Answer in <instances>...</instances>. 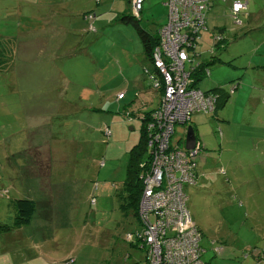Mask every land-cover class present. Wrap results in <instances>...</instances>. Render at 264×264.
Here are the masks:
<instances>
[{
  "label": "rangeland",
  "instance_id": "obj_1",
  "mask_svg": "<svg viewBox=\"0 0 264 264\" xmlns=\"http://www.w3.org/2000/svg\"><path fill=\"white\" fill-rule=\"evenodd\" d=\"M151 1L144 5L140 18L137 16L139 19L136 20L139 27L154 31L161 21L163 9L157 6V0ZM231 1L210 0L212 10L207 16V30L200 32L196 43L202 58L209 61L214 59L215 62L203 67L204 70L209 68L210 74L200 78L196 85L202 91L223 84L231 92L239 82L240 87L216 109L214 116L198 113L203 118L199 128L201 152L205 145V159L201 163L207 181L214 188L206 191L186 187V206L201 233L200 246L204 250L202 260L205 263L264 264V260L256 257L260 249L264 254V8L258 9L261 2L253 4L249 0L247 4L246 1V17L240 15L243 24L236 26L229 12ZM54 3L61 5L60 0ZM125 5V0H116L117 8ZM89 13L92 11L83 12L81 17ZM125 14L133 15L131 7L130 10L126 8ZM44 17L49 25L59 20L57 16ZM118 18L114 20V37L112 28L105 33L99 28L93 31L89 30V26L87 28L86 21H77L71 38L79 35L83 42L82 50L87 53L80 52L70 63L67 58L55 63L74 78L69 86L72 93H69L77 104L85 102H82L80 93L95 88L97 80L94 73L99 68V62H104L108 56L114 59V53L125 45L132 52L139 51L140 39L136 29ZM94 25L97 26L96 23ZM215 26L223 29L224 40L215 45L210 53L213 44L207 42V33H213ZM6 44L10 45L12 41ZM101 58H104L103 61H100ZM159 96L157 93L156 100L160 99ZM109 98H115L114 92ZM89 114L87 124L75 125L73 135L77 142L70 147L67 167V175L73 186L70 207L53 208L62 214L61 228L52 233L47 244L53 246L62 243L56 250L65 252L63 257L74 260L70 263L60 261L58 264H144L145 248L134 250L129 247L130 241L126 240L127 234H133L140 228L139 221L130 212L125 213L119 208L121 201L118 197L125 177L128 153L140 139L141 123L136 119L131 121L130 117L126 122L122 115L121 118L114 117L111 123V114L102 111ZM116 114L114 112V116ZM84 116H88V113L85 112ZM104 124L109 125L112 132L109 137L103 132ZM185 125V122L174 124L176 133L172 141L182 138L179 146L187 150L183 142ZM197 144L196 141L191 150L200 146ZM100 162L102 165H99ZM107 184L112 189H101V193H106L104 197L99 195L100 192L96 193L97 186L100 188ZM92 196L96 201H102L104 209L95 202L91 204ZM54 204H57L56 200ZM83 219L89 220V226L91 223L96 225L87 236L81 234ZM95 229L97 234L94 233ZM10 231L0 233V264H45L43 257L37 256L38 251L31 240L24 238L25 234L18 238L15 230ZM27 234L38 237L37 233ZM37 244L42 245L40 242ZM216 247H219L218 251H214ZM57 258L55 260H59ZM47 264H50L49 261Z\"/></svg>",
  "mask_w": 264,
  "mask_h": 264
},
{
  "label": "crops",
  "instance_id": "obj_2",
  "mask_svg": "<svg viewBox=\"0 0 264 264\" xmlns=\"http://www.w3.org/2000/svg\"><path fill=\"white\" fill-rule=\"evenodd\" d=\"M54 1L11 0V2H7V0H0V222L12 223L16 213L15 200L34 201L35 210L30 221L20 228H14V230L16 237L22 238L25 234L24 238L31 240L32 246L38 251L37 256L43 257L45 264L47 261L50 264L74 261L72 257H63L65 252L56 250L63 245L62 243L50 246L47 242L52 233L60 231L61 228L62 214L53 208L57 206L59 208L70 207L73 186L67 175V167L70 161L71 144L77 142L73 135L75 125L87 124L90 118L89 112L95 111L110 113L111 123L114 121V117L121 118L120 115H122L126 122L130 117L131 121L136 119L143 124L146 119L145 115L155 110L160 103L159 98L156 100V94L159 93L161 98V90L153 88V81L149 78V75H155L152 58L149 60L146 57L144 48L139 42L138 52H132L130 47L125 45L114 53V59H109L111 56H108L104 62H99V68L94 73L97 80L95 88L80 93L82 102L83 100L85 102L77 104L71 98L72 91L69 89L71 80L74 78L55 64L56 61L63 60L62 58H67L70 63L71 59L80 52L87 53L86 50H82L83 42L79 35L75 36V34L71 38V31L76 30L77 21L83 22L81 18L83 12L92 11L95 14L93 24H97L95 30L99 28L105 33L107 29L112 28V37H114V20L119 17L118 14L126 15L125 11L128 7L130 10L131 0H125V7L121 8L116 7V0H97L98 2L96 0H60L61 5ZM144 1L146 2H143L139 18L144 10V5H148L151 0ZM233 1L236 0H232L231 3ZM242 1L245 3L247 1V4L249 2V0ZM250 1L253 4L261 2L262 5H259L258 9L264 8V0ZM157 3L163 12H161V21L156 28L154 27V31L152 28L142 27L140 24L141 28L149 35H154L156 30L167 21L166 0H157ZM152 4L154 3L152 2ZM210 7L211 2L208 0L205 29L202 32L207 30V16L212 10ZM246 9L247 7L240 12L239 16L246 17ZM115 11H117L116 14ZM229 12L231 13V11ZM49 15L57 16L59 20L49 25L45 22L44 17ZM62 17L69 19L65 20ZM75 22L76 24H74ZM242 24L243 22L240 20V23L235 25ZM214 30L213 33H207V42L213 44V48L210 47V53L216 47L213 43L217 41H214V34L223 38V29L215 26ZM7 41H12V44H6ZM114 43L116 42L114 41ZM195 47V51L199 53L200 57L198 61L201 63L197 71H202L201 74L205 76L202 68L213 64L215 60H205L200 56L197 43ZM101 59L100 61H103L104 58ZM189 66L185 63L188 72H190ZM205 74H210L209 68L205 70ZM190 76L193 80L191 73ZM112 81L114 82L112 83ZM195 87H197L196 84ZM239 87L240 82L238 87L231 92L223 84L204 91L218 88V90H224L230 97V94H234ZM113 92L115 98L110 100L109 96ZM120 93L123 95L118 98L117 95ZM152 104L155 106L152 107ZM85 112L88 113V116H84ZM114 112L117 113V116H114ZM215 112L216 110L214 114ZM199 115H193L190 122L183 126V134L186 133L188 127H191L195 133L196 141L202 148L199 128L203 118ZM207 117L211 118L212 116ZM104 126L106 125L104 124ZM100 128L102 130V127ZM175 133L176 129L174 135ZM175 140L174 144L179 146L182 138ZM204 151L205 145L203 144V150L202 152L200 150L197 157L196 184L192 187L208 191L214 186H211V182L207 181L206 172L202 167L201 161L205 159ZM108 187L112 189L108 184L100 188L97 186L96 193L100 192L99 195L104 197L106 193H101V189ZM107 195L109 196V193ZM55 200L57 201L56 205L54 204ZM94 202L98 207L104 209L100 199L96 201L94 198ZM128 212L132 214L131 211ZM57 217L60 219L57 220ZM136 218L138 219V216ZM88 221V219L82 221L81 234L84 236L89 235L92 228L96 227L95 223H91L89 226ZM67 223L62 228L63 233ZM139 230H141V224L135 232ZM28 232L37 233L38 237H32L27 234ZM94 233L97 234L96 229ZM61 240L63 241V238ZM38 242L42 245H38ZM130 246L134 250L143 248L136 239L130 241ZM144 255L146 256V252ZM57 256L59 260H55ZM256 257L258 260H264L261 249L257 252ZM144 262L147 264L146 257Z\"/></svg>",
  "mask_w": 264,
  "mask_h": 264
},
{
  "label": "built area",
  "instance_id": "obj_3",
  "mask_svg": "<svg viewBox=\"0 0 264 264\" xmlns=\"http://www.w3.org/2000/svg\"><path fill=\"white\" fill-rule=\"evenodd\" d=\"M144 0H131V10L139 17ZM208 0H166L167 21L158 29V44L151 58L155 75H149L155 89L161 90L158 107L149 114L145 127L149 150V165L141 176L142 189L137 216L141 230L127 234L145 248L148 264H205L200 246L201 233L193 223L188 208L185 188L196 184L197 156L201 146L191 150L177 146L163 147L172 141L174 124L188 123L196 113L214 112L216 94L203 92L192 86L185 63L195 59L196 39L205 29ZM242 0L230 5L235 24L245 8ZM86 18L92 19L93 13ZM89 30H94L89 23ZM213 43L222 38L214 34ZM213 52V51H211ZM192 69V68H191ZM145 72H147L145 70ZM236 84L234 88L236 89ZM123 94H118V98ZM108 132L106 131V134ZM199 145V144H197ZM94 199L91 198V202ZM219 247L214 248L218 251Z\"/></svg>",
  "mask_w": 264,
  "mask_h": 264
},
{
  "label": "trees",
  "instance_id": "obj_4",
  "mask_svg": "<svg viewBox=\"0 0 264 264\" xmlns=\"http://www.w3.org/2000/svg\"><path fill=\"white\" fill-rule=\"evenodd\" d=\"M7 2H11V0H7ZM81 18L83 21L87 22V28H88V24L90 23L94 28L93 31H95V25L93 24V21L95 18L94 13H93L92 19H88V18H86V16L81 17ZM238 18H239V15H238ZM136 19H139V18H136L134 15L129 16L127 14L121 15L118 18V20L120 22L125 23V24H131L136 29V32L138 33V37L140 39V42L144 48V54L146 55V57L149 60H151L152 50L158 43V35L157 34L156 35L155 34L149 35L146 31H144L141 27H139L138 21ZM221 42H222V40L217 44L214 43V45H219ZM194 54H196L195 59H193L192 62L187 63L190 65L188 69H190V73L193 77L192 84H191L192 86H195L197 81H199V79L203 77V74H201L202 71H200V70L197 71L198 66H200V64H201L198 61V59L200 58L199 53L195 51ZM200 56H202L201 53H200ZM197 61H198V63H197ZM202 70H204V69L202 68ZM204 75H206L205 70H204ZM217 91H218V93H217ZM203 92H209V93L216 94L217 102H216L215 110L221 104H223L224 102H227V100L229 99V95L224 90H221V89L218 90V88H214V89H211L208 91H203ZM213 113L214 112L204 114V115H212ZM149 114L150 113H147L145 115L146 119H144L143 124H141V126H140V132H139L140 133V139H139L138 143L135 144L130 149V151L128 153L126 170H125V177H124V180L122 182L121 192L118 193V197L121 201L119 208L124 212L131 211L132 214L136 217H137L138 202H139V198L141 195V189H142L141 176L145 172V170L148 168V165H149V156L150 155H149V150L146 147L147 142H146V134H145V127L147 124V123H145V121L147 119H149ZM196 114H198V113H196ZM201 114H203V113H201ZM191 119H192V117H191ZM188 123H186V124H188ZM106 131L108 132L107 134H106ZM103 132L105 133L106 137H109L111 135L110 127L108 125L104 126ZM200 149H201V147H200ZM100 165H102V162H100ZM196 174H197V171H196ZM92 203H94V200L92 201ZM14 206L16 209V213H15V216L13 218L12 223L11 224H5V223L0 222V233L7 232V231L11 230L12 228H20V227L26 225L30 221L31 216L35 210V202L32 200H27V199L15 200ZM9 225H11V226H9ZM205 264H208V263H205Z\"/></svg>",
  "mask_w": 264,
  "mask_h": 264
},
{
  "label": "water",
  "instance_id": "obj_5",
  "mask_svg": "<svg viewBox=\"0 0 264 264\" xmlns=\"http://www.w3.org/2000/svg\"><path fill=\"white\" fill-rule=\"evenodd\" d=\"M195 140L196 137L193 129L191 127H188L184 138V148H186L187 150L192 149L196 142Z\"/></svg>",
  "mask_w": 264,
  "mask_h": 264
},
{
  "label": "bare ground",
  "instance_id": "obj_6",
  "mask_svg": "<svg viewBox=\"0 0 264 264\" xmlns=\"http://www.w3.org/2000/svg\"><path fill=\"white\" fill-rule=\"evenodd\" d=\"M155 34H158V30H156V33ZM155 70H156V72H157V69H156V67H155ZM163 147L165 148V149H167V150H172L174 147H176L175 146V144H174V142L173 141H165L164 143H163ZM146 262H147V254H146ZM148 264V263H147Z\"/></svg>",
  "mask_w": 264,
  "mask_h": 264
}]
</instances>
